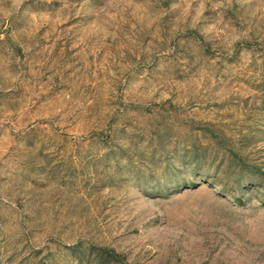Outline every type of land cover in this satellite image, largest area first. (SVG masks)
I'll use <instances>...</instances> for the list:
<instances>
[{"label":"rangeland","instance_id":"374dc122","mask_svg":"<svg viewBox=\"0 0 264 264\" xmlns=\"http://www.w3.org/2000/svg\"><path fill=\"white\" fill-rule=\"evenodd\" d=\"M0 264H264V0H0Z\"/></svg>","mask_w":264,"mask_h":264},{"label":"trees","instance_id":"16d2710c","mask_svg":"<svg viewBox=\"0 0 264 264\" xmlns=\"http://www.w3.org/2000/svg\"><path fill=\"white\" fill-rule=\"evenodd\" d=\"M194 160H195V174H197L196 172H197V170H198V160H199V157H200V155L197 153V152H194ZM197 162V163H196ZM206 177H208V176H206ZM89 252L91 253L93 250H94V248H93V246H91L89 249ZM108 253V255H110V253L109 252H107ZM85 256H86V253H83L81 256H79V257H77V261H79V262H82L84 259H85Z\"/></svg>","mask_w":264,"mask_h":264}]
</instances>
